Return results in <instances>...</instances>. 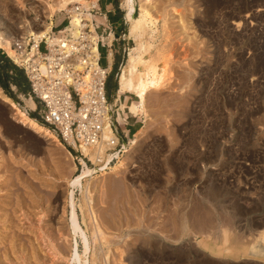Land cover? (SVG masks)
<instances>
[{"label":"rangeland","instance_id":"rangeland-1","mask_svg":"<svg viewBox=\"0 0 264 264\" xmlns=\"http://www.w3.org/2000/svg\"><path fill=\"white\" fill-rule=\"evenodd\" d=\"M0 1V23L9 17L15 23L12 31L2 27L10 38L18 36L17 28H23L26 19L41 24L46 17L45 0ZM152 1L158 18L165 11L173 13L169 30L164 31L160 22L155 41L171 68L169 84L148 96L150 117L128 166L122 172L90 180L92 207L112 242L110 255L101 261L98 243V261L130 264L128 260L142 248L146 255L143 264H264L262 240L253 246L256 254L237 263L220 260L203 245L205 237H216L223 227L239 243L264 230V0ZM63 17L57 12L56 29L67 24ZM181 18L189 22L187 36L180 35ZM120 44L109 79L110 105L115 102L111 93L118 85L120 70L129 50L136 47L128 33L124 46ZM100 52L105 67L106 51ZM24 98L28 97L10 99L23 108ZM122 102L139 104L131 95L123 96ZM29 113L39 119V112ZM15 114L0 96V264H74L70 261L74 249L78 247L83 257L84 247L69 230L68 181L76 175L72 166L78 172L82 169L79 154L65 146L72 158L67 150L22 126ZM126 118L140 121L130 128L128 140H133L146 119L128 114ZM114 181L121 182L123 190L106 189ZM89 197L77 190L74 201L90 240L86 259L93 264L95 245L85 208ZM80 206L86 210V223ZM183 216L189 222L184 237L179 225ZM152 240L153 244L161 242L158 250ZM120 251L125 252L123 263Z\"/></svg>","mask_w":264,"mask_h":264},{"label":"bare ground","instance_id":"bare-ground-1","mask_svg":"<svg viewBox=\"0 0 264 264\" xmlns=\"http://www.w3.org/2000/svg\"><path fill=\"white\" fill-rule=\"evenodd\" d=\"M98 1L99 0H45L44 4L46 7L43 11V14H45L44 17L45 16L46 17L43 18L44 20L42 21V23L37 24L38 20L33 21V22H29L26 19V21H25L26 24L24 23L26 25V26L24 25L25 28L24 27L21 29L17 28V32L19 33L18 37L27 35L29 37L34 38V40L36 42H39L40 40H42L44 38H48V35L52 31V27L54 26L53 20L57 16V12H58V14L63 16V13L70 11V6H72L74 4H79L80 6L82 5L84 7L85 6L86 7L95 6L98 8L99 7ZM0 5H3L1 1H0ZM169 7L171 8V4ZM122 8L125 10L124 12H125L126 20H127L126 22H128V27H129L128 28V38L134 39V41L136 43V47L129 50L127 60H126L125 64L122 66L120 73H119V76H118V89H119L118 90V97L115 98V102L113 105H110V103H109V107H107V111L110 112V111L118 108V109H116L115 113L121 114L120 117L118 116V122L120 124H122L123 127L125 125V122L128 121V119L126 118L127 114L132 115L134 118L139 117V116H143L146 119V121L143 123V127L141 128V131L139 132L138 136L134 137L133 140H128V142H126L125 145H123L120 152H117V153L113 152L115 149V146H117V144H118L117 143L118 140H117L116 135L113 133V131L111 130V128L109 126H107V128L104 132L103 146L101 147V149L88 148V147L82 145V153H83L82 156L83 157L88 156L90 158L93 168L88 166V164L85 162L83 157H80L82 169L80 172H78L77 166H72L73 171H74V173H76V175L68 181V186H69V191H70V193H69L70 206H71V210H72L70 219H68L69 230L73 234L74 238L79 237L81 239L82 245L84 247V256L83 257L78 253V250H77L78 247H76L74 249V251L71 255V258H70V261L74 262V264H89L90 261H88L86 259V257L89 254V251L91 249L88 234L82 229L78 215H77L76 203L74 201V196H75L76 191L80 190L81 194H84L86 192V194H88L90 196L88 200L91 202H88V200H87L85 208H87V212L89 214L88 217H89V220L91 223L90 227H92L91 228L92 233L90 236H92L91 239H93L94 245H95V250H94L95 252H93L94 254L92 257L93 258L92 263L97 264V263H99V261H98L99 256H97V254L99 252H102L100 254V258H99L100 261L102 258H105V257L107 258L110 255V249H111L112 242L108 236L109 234H107L104 231L105 228L104 229L102 228V225L98 220V216H97L98 214L95 212L94 208L92 207V205H93L92 199H90V198H92L91 197L92 191L89 190L90 180L93 179L96 175L105 177V176H109L112 173L122 172V170L128 166L130 160L133 159V153L138 148L141 135L143 134V136H144L146 123L150 117L148 107H147L148 96L153 92H160L162 89L167 87L169 84L168 83L169 82V74H171V70H170L171 68L169 67L170 65H169V63L165 57L166 54L163 55V53L161 52L162 48H157L158 46L155 44V41L158 38L157 35L159 33L160 22H163L162 24H163L164 31L169 30L168 25H169V22H170L172 15H173L171 10L168 12L165 11V13L163 12V14L160 15V18H158L159 13L157 12V8H156V6H154V3L152 0H122ZM171 9L174 13L179 14V12H176V7H173ZM6 17H4V18H6ZM4 18H3V20H4ZM240 19H242V18H240ZM240 22H241V20H240ZM188 23L189 22H186V20L184 18H181L179 20V24H180V27H179L180 30L179 31L181 32L180 35H186V36L188 35V32H189L188 31ZM14 24L15 23H11V19L9 17V19H6V21H4V23H2L0 25V49L4 50L6 52V54L9 56V58L11 60H14L16 65L19 66L22 63V58L20 57V55H18L17 51L13 48L14 39L17 36H15L14 38H10L6 35V33H4L2 31V27H4V26H6L5 28H8L9 30H11L14 27ZM100 25H101V23H100ZM102 26L104 27V25H102ZM85 27L86 26H84L81 23V20L79 18H75V20H73L72 25L69 27V29L72 31L74 38H79L83 34V32L81 30ZM22 29H24L25 31L20 32ZM91 29H92V34L89 36V39L91 40L92 45H93V48H92L93 54L98 57V50L97 49H98L99 41H102L105 44L108 43L110 46V45H112L113 35L111 36V38L109 37L110 39H108L107 36H103L102 34H99L96 31L95 26L92 25ZM110 32H112V31H110ZM169 34H170V32L168 33V35ZM239 36H241V34H239ZM164 37H165V33H164ZM108 54H109L108 60L110 61V63H109L110 68L105 69V71H103L104 74H106L105 72H107V73L111 72L112 65H113V57H114L113 52L110 51V53H108ZM41 66H42V70H44V66L43 65H41ZM94 67H95V65H94ZM193 72L188 73L191 76V82L193 79ZM93 73H94V68L88 73V76L85 78L86 84H88L90 82L91 74H93ZM126 95H131V96L136 97V101L139 104L132 103L131 105H127L124 102L120 103V101H119L120 97L126 96ZM0 96H2L4 101H6L7 103L10 104V106H11V108H13V110H15V113H16L15 115L18 117L19 123L22 126L33 130L35 133H37L38 135H41L43 138H45L51 144H55L57 147L67 150L66 147L64 146V144L58 139V137L48 127L42 125L38 120H36L30 116L29 112H33V111L37 110V104L33 99H31L30 97L24 98L25 106L23 108H21L15 102H13L10 98H8L7 96H4L1 89H0ZM110 122H111V117L110 118L108 117V125H110ZM109 150L112 152L111 153L108 152ZM67 152L73 158V156L71 155V153L68 150H67ZM191 162H192V160H191ZM96 179H97V177H96ZM122 188H123V186H122L121 182L114 181L112 183L110 182V184L108 185V187L106 189H108V190L109 189L110 190H115V189L121 190ZM86 199H87V196H86ZM82 204H85V202ZM77 206H78V204H77ZM79 208L81 209V211L84 215L83 222L86 223L85 222L86 210L83 206H80ZM48 211H49V209H48ZM211 213H212V211H211ZM64 214H66V208H64V210H63V215ZM208 215H210V214L208 213ZM177 217H178V215H177ZM177 217H176V219L178 220L179 218H177ZM187 217L183 216V217H181L180 222L178 221L180 223L179 225H180L181 230H182L181 235L183 237L185 235H187L188 223H189V222L187 223ZM112 222H109L110 225H113ZM86 227H87V225H86ZM263 227H264V224H263ZM178 228H179V226H178ZM107 231H109V230L107 229ZM179 232H180V230H179ZM146 233H148V232L145 231V233H144L145 237H147ZM217 234H219L218 237H217ZM217 234H214V235H216V237H213L211 235H209L207 238L205 237V239L203 241V245L205 247H207L210 251H212V253L214 255H216L217 257H220L221 258L220 260L227 261V262L228 261H234L237 263L240 260L246 261L245 258L247 256H251L250 253L256 254V252L254 251L255 248L253 246L256 245V243L259 240H262V242H264V230L259 231L256 234L257 236L255 235L256 237H253L252 240L247 241L246 243H239L238 241H236L233 238L234 234H232V231L227 229L226 227L220 228ZM126 236L128 238L131 237V235L129 233ZM110 237L112 238L113 236H110ZM148 237L154 238V236L150 235V234L148 235ZM119 238H121V237H119ZM112 239H114V238H112ZM149 242H151V241H149ZM98 243H100L99 249L102 251L97 250ZM148 244L150 245L151 243H148ZM152 244H153V240H152ZM160 244H161V242H160ZM160 244H159V242H155L153 244V248L158 250V248L160 247ZM145 246H147V245H145ZM163 246H165V245H163ZM160 250H162V249L160 248ZM103 252H104V255L102 256ZM135 253H133L135 255L130 260H128L129 263L130 264H143L142 262L145 259L143 258L144 259L143 260L142 257L146 256V255H144L145 253L142 251V248L135 251ZM91 254H90V256H92ZM119 254L120 255H118V256H120L121 260H122L123 257L125 256V252L120 251ZM36 256H37V253H36ZM120 257H119V259H120ZM117 259H116V261H117ZM128 259H129V257H128ZM146 260H147V258H146ZM162 260H164V259H162ZM116 261L114 260V263ZM121 262L123 263V262H125V260L121 261ZM125 263H128V262H125ZM125 263H123V264H125ZM102 264H104V262Z\"/></svg>","mask_w":264,"mask_h":264},{"label":"built area","instance_id":"built-area-1","mask_svg":"<svg viewBox=\"0 0 264 264\" xmlns=\"http://www.w3.org/2000/svg\"><path fill=\"white\" fill-rule=\"evenodd\" d=\"M63 16L67 24L62 29H56L54 25L48 38L39 42L27 35L14 39L13 48L22 58V63L18 66L14 60L12 62L24 70L30 83L29 97L37 104V110L33 113L39 112L38 121L79 157H83L82 145L101 149L107 126L118 140L113 152H120L128 142L130 132L124 131L114 110L107 111L111 72L104 74L103 71L108 67L101 65L100 51L108 47L99 41L97 57L93 54V45L89 39L92 25L97 32H104V27L96 21L97 17L103 16L102 11L99 7L74 4ZM75 18H79L86 26L81 30L83 34L79 38H74L69 29ZM93 68L94 73L86 84L85 78ZM108 117H111L110 125ZM124 127H130L128 121ZM83 158L86 163H91L88 156Z\"/></svg>","mask_w":264,"mask_h":264},{"label":"crops","instance_id":"crops-1","mask_svg":"<svg viewBox=\"0 0 264 264\" xmlns=\"http://www.w3.org/2000/svg\"><path fill=\"white\" fill-rule=\"evenodd\" d=\"M119 1L121 0H99L98 1V6L99 9L102 11V16L97 17L96 21L98 23V25H104V32H103V36H107L108 39L111 38V36L113 35V41H112V45L109 46V44H105L106 47L104 50L106 51V59H107V66L110 68V61L109 59V54L110 51L113 52V65H112V69L111 71L114 70V65H115V53H118L116 49V47L118 46V43L120 42V45H123L125 43V37L127 36L128 31L127 30V26H128V22H126V16H125V10L122 8V2L120 3ZM53 25H54V20H53ZM112 31V32H110ZM127 32V33H125ZM99 34L102 33L101 30H99L98 32ZM112 33V34H111ZM124 33V35H123ZM107 34V35H106ZM111 34V35H110ZM115 34V35H114ZM110 37V38H109ZM124 46V45H123ZM122 46H120V49ZM115 50V51H114ZM101 54V53H100ZM102 57V55H101ZM118 85H117V89H115L114 91H112L111 96L112 98H117L118 97ZM123 100V96L120 97L119 101L120 103ZM138 119H133L130 118V121H128V123L130 124V127L126 128L124 127V131H129L130 132V137L132 135L130 128H135L137 127V125H139Z\"/></svg>","mask_w":264,"mask_h":264},{"label":"trees","instance_id":"trees-1","mask_svg":"<svg viewBox=\"0 0 264 264\" xmlns=\"http://www.w3.org/2000/svg\"><path fill=\"white\" fill-rule=\"evenodd\" d=\"M0 88L9 98L15 99L16 95H30V83L24 70L17 67L0 50ZM15 88V90H13ZM111 82H108V92L111 91ZM117 89L114 87L113 91Z\"/></svg>","mask_w":264,"mask_h":264},{"label":"water","instance_id":"water-1","mask_svg":"<svg viewBox=\"0 0 264 264\" xmlns=\"http://www.w3.org/2000/svg\"><path fill=\"white\" fill-rule=\"evenodd\" d=\"M1 89V88H0ZM5 96V95H4Z\"/></svg>","mask_w":264,"mask_h":264}]
</instances>
